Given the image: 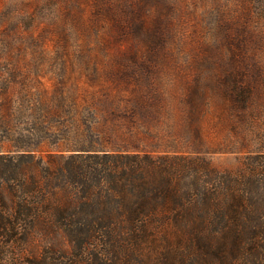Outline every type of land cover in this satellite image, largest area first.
I'll return each instance as SVG.
<instances>
[{
  "label": "rangeland",
  "instance_id": "obj_1",
  "mask_svg": "<svg viewBox=\"0 0 264 264\" xmlns=\"http://www.w3.org/2000/svg\"><path fill=\"white\" fill-rule=\"evenodd\" d=\"M12 146L238 170L264 152V0H0V149Z\"/></svg>",
  "mask_w": 264,
  "mask_h": 264
},
{
  "label": "trees",
  "instance_id": "obj_2",
  "mask_svg": "<svg viewBox=\"0 0 264 264\" xmlns=\"http://www.w3.org/2000/svg\"><path fill=\"white\" fill-rule=\"evenodd\" d=\"M246 161L0 149V264H264V152Z\"/></svg>",
  "mask_w": 264,
  "mask_h": 264
}]
</instances>
